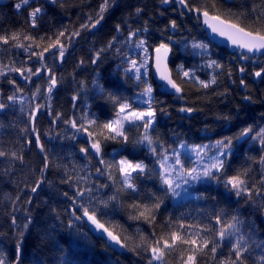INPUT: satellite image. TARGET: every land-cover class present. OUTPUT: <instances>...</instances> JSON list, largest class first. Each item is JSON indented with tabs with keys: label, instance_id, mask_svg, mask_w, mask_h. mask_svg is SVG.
<instances>
[{
	"label": "trees",
	"instance_id": "16d2710c",
	"mask_svg": "<svg viewBox=\"0 0 264 264\" xmlns=\"http://www.w3.org/2000/svg\"><path fill=\"white\" fill-rule=\"evenodd\" d=\"M7 1L0 5V35L11 37L18 33L19 39H10L8 44L0 42V72L4 73L0 75V103L8 105L0 110V151L6 154L0 157V260L4 264H149L151 255L147 245L155 239L168 238L172 231L183 235L191 225L193 229H211L203 232L202 237L218 241L217 232L236 218L239 231L219 242L214 259L209 244L204 250L207 254L198 255L197 264H220L234 259L231 244L241 238L247 248L243 254L245 264H264V222L261 220L264 146L257 135L264 130V72L253 81L254 74L264 69V54L258 57L241 54L244 59L241 60L240 54H230L210 44L198 19L176 0L168 4L162 0H108L103 20L93 31L80 26L90 23L89 17L93 21L97 18L104 0H30L20 10L15 8L20 0ZM188 3L197 7L205 5L210 10L214 5L222 19H232L241 26L251 24L256 16L264 20V0H188ZM37 7L41 12L33 28L29 13ZM234 17H239V21ZM173 20L175 29L171 27ZM137 29L149 49L162 41L169 44L172 79L182 88V95L175 97L176 106L194 111L191 117L177 115L171 108V97L156 90L149 74L155 112L149 135L156 141L157 152H173L179 145L202 144L205 137L201 132H210L213 140L232 139L229 155L221 157L223 169H213L212 176L190 188L193 196L176 199L157 186L152 163L158 155L145 154L146 150L140 149L141 143L137 141L142 134L141 127L126 125L127 142L118 137L103 143L101 157L96 160L90 154L81 155L80 149L87 145L84 140L73 143L80 132L65 123L73 119L85 123L82 119L85 115L97 119L98 124L105 123L115 118L118 104L123 102L139 109L133 96L141 88L132 81L125 63L131 57H126L127 45L131 43L129 32ZM77 30L80 35L69 41L67 37ZM60 31H65V37L60 38L65 46L68 42L75 43L60 68L51 50L45 53L44 61L35 56L29 58L32 51H42L52 43ZM26 35L34 39L26 40ZM196 42L206 47L196 50L193 47ZM16 43L25 45L27 50L14 46ZM12 68L33 71L41 68V74L25 80L11 71ZM47 69H51L57 80L56 89L50 94ZM183 71H190L192 75L183 77ZM213 76L215 84L204 88L199 83L210 82ZM241 80L244 81L242 88ZM12 95L16 96L15 102L7 99ZM33 97H38L37 101ZM244 97L249 101L243 102ZM37 105H40L38 110ZM33 111L36 115L32 123ZM246 128L251 129L249 139L235 144ZM82 134L87 137L86 133ZM104 134L107 135V130ZM210 152L206 149L202 155ZM125 158L133 163L143 161L146 165L142 173L132 174L136 191L124 188L121 183L117 165ZM101 159L105 163H100ZM196 162L207 161L193 156L188 164L185 159V169L196 166ZM243 173H247L243 178L251 189V196L242 195L234 201L235 190L226 182ZM85 189L92 190L91 196L88 193L77 196L78 191ZM114 195L115 200L111 199ZM157 202L160 207L155 210L153 223L131 218L137 214L131 205L151 207ZM81 205L96 210L100 222L126 245V253L115 254L83 222L75 219L73 209ZM81 213L76 211V215ZM216 217H220V224L216 223ZM180 224L185 225L184 230L179 229ZM185 247L177 242L178 249ZM179 255V251H173L165 259L168 264H180Z\"/></svg>",
	"mask_w": 264,
	"mask_h": 264
},
{
	"label": "snow or ice",
	"instance_id": "6c2138e0",
	"mask_svg": "<svg viewBox=\"0 0 264 264\" xmlns=\"http://www.w3.org/2000/svg\"><path fill=\"white\" fill-rule=\"evenodd\" d=\"M163 3L168 4L171 3L172 0H162ZM176 2L181 5L184 9H186L189 12H193L197 14V19H199L201 16L203 17V22L205 25H207L208 28L211 29V32L214 34H217L221 37H226L234 46L246 50L248 53H259L264 52V20H262L261 16H256L251 24L241 26L240 22H232V19H222L221 14L217 12L215 9V6H212V9L210 10L207 6L202 5L200 7H197L195 5L190 6L188 3V0H176ZM30 3V0H20L19 3L15 4V8L17 10H20L22 7L27 6ZM108 7V0H104V2L101 4L99 12L97 14V18L93 21L92 17H89L90 23L82 24L80 27L81 29L84 28H95L97 25L101 23L103 20V14L107 10ZM139 12L140 10L137 9ZM41 12V9L39 7L35 8L29 13V19L31 22V27H36V19L38 14ZM237 21H239V17H234ZM171 27L175 29L177 27L175 20L171 21ZM120 30V26L117 25V31ZM140 30L137 29L135 31L129 32V41H131L132 37H135L137 35V32ZM144 31H147V29H144ZM80 31L77 30L73 33H71L67 39L71 41L72 37L79 36ZM61 37H65V31H60L58 35L55 37L52 43H49L47 47H44L42 51H32L30 53L29 58L31 59L32 56H35L38 58L39 61L45 60V53H49L50 50H56L58 51L59 58L61 62H63L64 56H65V44L61 42ZM12 41H18L19 34L13 33L11 37L8 36H2L0 35V42H3L4 44H8L9 40ZM24 39L26 40H33L34 38L31 36H24ZM44 38L41 37V40ZM49 40H52V37L48 38ZM14 46L25 48V45L16 43ZM28 47H31L29 45ZM36 47H40L39 44L36 45ZM109 47H111V43L109 44ZM193 47L195 48H205L206 45L204 44H193ZM135 49L140 50L144 53L143 57L141 59H130L128 63L130 64V67L126 69V71H134L136 74V79H140L141 75V69H145L143 72L144 76L148 75L147 68L149 66V61L154 60V67L156 69V72L159 74V78L162 81H165L167 85H169L172 89L175 90L176 93H181L182 88L176 83L175 80L172 79L171 74L167 68V57L168 53L170 52V47L168 43L161 42L159 45H157L154 49V56H149V46L147 44V41L145 39H137L135 41ZM27 50V48H25ZM56 51L51 52L53 56L56 55ZM99 57V53H97V58ZM245 59L247 57H244ZM93 63H96V60H93ZM214 63V62H213ZM139 65V66H138ZM211 66V65H210ZM218 66V65H217ZM11 71L19 73L25 80H31L32 76H37L41 74V68H36L35 71L32 70V68L22 69V68H12ZM241 72L244 71L243 68L240 69ZM25 72H27V75H25ZM48 72V87L47 92L50 94L53 90V88L57 85V80L55 77V74L52 73L51 69H47ZM262 72H264V69L261 71H258L255 73L256 77H260L262 75ZM3 72H0V75H3ZM183 77H189L192 75L190 71H183L182 72ZM12 83H15V81H12ZM199 83L204 87H209L210 83L215 84L216 78L215 76L212 77L210 82L205 81H199ZM241 83L243 84L244 81L241 80ZM17 91H20V89H17ZM153 89L150 84H148L144 89L143 92L140 94L141 96H148L149 99L144 101L147 103L148 109L144 111L136 110L132 107V104L130 102H123L118 104V110L115 113V118L111 119L105 123L98 124L97 119L92 118L89 119L86 115L82 117V119L85 121V123H78L75 119L71 121H65V123H70L71 127L76 129L77 132L80 133H86L88 140L87 142L90 145L91 151L96 154L97 156H100L102 154V144L109 141V140H117L118 137H122L124 142H127L128 137L125 134V125L128 124L130 126H139L144 129L143 134L141 135L140 139L137 141V143L144 144L149 147L151 153L153 155H159L160 159L158 160L159 167H160V181L161 183L166 186V190L171 193L173 196H178L180 193L177 192V189L181 188L182 184H188L189 180H199L201 177H210L213 175L212 170L215 169L216 171H220L224 167V160L221 159V157H226L229 155V150L232 145V139L226 138L224 140H218L215 142V145H204V146H196L195 151L198 156L203 159V156H201V153L204 152L205 149L209 147H215L217 150V155L211 157V163L204 164L202 169L198 170L197 168H191V169H185L183 167V164L180 160V154L174 153L173 157L171 158L167 155V150H164L160 153L157 152V148L154 146L156 141L153 140V138L149 135L148 130L151 128L155 112L151 108V93ZM37 92H39V88H37ZM10 102L16 101V96H8L7 98ZM75 99V97H74ZM247 99V97H246ZM8 105H5L3 103H0V110L4 109ZM40 108V105L36 106V110ZM181 112H192V108H181ZM137 122L139 125H137ZM90 128H96L98 131H90ZM105 130H107V135H105ZM251 132L250 128L244 129L240 136L237 137V139H241L243 137H246ZM258 138L260 139V144L264 146V130H261L260 133L257 134ZM97 137H102V139H99ZM31 141H29L30 143ZM36 142L39 144V136L36 137ZM163 148V146H160ZM89 148L82 147L80 149L81 153H84L85 155L89 154L90 151ZM41 150L43 151V146L41 145ZM6 154L2 151H0V157L5 156ZM15 156V154H13ZM22 159V157H21ZM47 161V158H45ZM100 163H105L103 159L100 160ZM261 163L264 164V157H261ZM48 167L47 162L45 163V168ZM146 165L143 162H136L133 163L131 160L125 158L121 159L118 162L117 168L119 171L120 176L122 177L121 183L124 188L131 189L132 191H136V185L133 183V173L136 172H143L145 170ZM97 171H100L97 169ZM247 173L238 174L236 176H232L227 180V184L231 185L232 189L235 190V195L237 197H240L242 195H248L251 196V189L247 186L246 180L243 178L246 176ZM39 183H37V187H39ZM103 187H107V185H104ZM32 191H36V187L32 188ZM88 193L89 196H91L92 190L91 189H85L80 190L77 192V196L84 197L85 194ZM67 195V194H65ZM111 199L115 200L116 196H112ZM73 203H75V199H73ZM107 204L105 203V207ZM133 209L136 210L137 214L132 219H141L149 224L153 223L155 221V210H158L160 207V203L157 202L153 204L151 207L148 205H139V204H133L131 205ZM76 211H82L83 217H86L88 221L91 222L92 225L95 226L96 230H100L102 233H106L108 239L111 242H114L115 244L119 245L121 248H124L126 245L121 243V240L118 236L114 235L112 231H109L107 227L103 223L100 222V220L97 218L96 210L92 209L90 210L89 207H85L81 205L79 208L73 209V215L75 216L76 220H80L82 217L79 215H76ZM234 222L231 224H228L226 227L221 228L217 232V236L219 240H210L202 237V233L206 231H211V229H204V228H196L193 229L191 225L187 226L188 230L184 231V234L181 235L180 231H172L170 233V236L168 238H165L161 236L159 239H155L152 243L147 245V250L151 253V258L149 260V264H153V262H157V264H168V261L165 259L166 254H171L173 251H179L180 255L177 258L180 264H197V257L200 254H207L205 253V249H208L209 244L212 245L210 248V252L212 254L213 259L215 258V254L217 253L219 242L224 241L226 236L231 237L236 232L239 231L238 224L239 221L236 220V218H233ZM15 223V220L13 221ZM216 223L220 224V217H216ZM70 227H71V221H70ZM179 229L184 230L185 225L180 224ZM155 235V233H153ZM188 237V238H186ZM142 240H145V237L141 236ZM177 242H179L180 245L187 246L185 248L178 249L177 248ZM232 252L234 253L235 258L227 261H221L220 264H245V261L243 259L244 252L247 251L246 246L243 243L242 238L237 239L235 243L231 244ZM19 253L20 248L19 245L17 246V261H19ZM185 253H187L185 257ZM0 264H4L3 260H0Z\"/></svg>",
	"mask_w": 264,
	"mask_h": 264
},
{
	"label": "rangeland",
	"instance_id": "374dc122",
	"mask_svg": "<svg viewBox=\"0 0 264 264\" xmlns=\"http://www.w3.org/2000/svg\"><path fill=\"white\" fill-rule=\"evenodd\" d=\"M142 37H139L138 36V34L135 36V37H132V39H131V43H130V45H127L128 47H129V50H127V55H126V57H130V55H131V57L130 58H126L125 59V63H126V69H128L129 67H130V64L128 63V61L130 60V59H137V60H139V59H141V57H143V55H144V53L142 52V51H140V50H137V49H135V41L137 40V39H141ZM142 39H144V38H142ZM195 44H199V42H196ZM125 45V44H124ZM196 50H201V48H195ZM149 56H151V49H149ZM240 59L241 60H244L242 57H241V54H240ZM176 60V59H175ZM176 63H177V61H175ZM150 63H151V60L149 61V66H148V68H147V72H148V75L147 76H144L143 75V72L145 71V69H141V75H140V79H136V74H135V72L134 71H130V73H131V75H132V81H134L135 83H136V85H138L137 87L138 88H141L140 90H137L136 91V93L134 94V96H133V98H134V100L136 101L135 103H137L139 106H137V105H135V106H137L139 109H136V108H134V109H136V110H140V111H144V110H147L148 109V104L147 103H145L144 101H146V100H148L149 99V97L148 96H141L140 94L143 92V89L148 85V84H150L149 82H148V76H149V74H150ZM139 66V65H138ZM175 67H176V64H175ZM151 85V84H150ZM35 99V101H37V99H38V97H33V100ZM152 99H153V91H152V93H151V103H152ZM141 105V106H140ZM139 123H141V122H137V125H139ZM126 125H128V124H126ZM125 125V126H126ZM142 128V127H141ZM144 131V129L142 128V131L141 132H143ZM148 132H149V130H148ZM139 145H140V143H139ZM204 145H209V146H211V142H203L202 144H197V145H193V146H189V147H184V146H181V145H179V147H177L173 152H167V155L170 157V163L172 162L171 161V158L173 157V155H174V153H179L180 154V160H181V162H182V164H183V167L185 168V165H184V163H185V159H186V161H187V163L186 164H188V162H190L191 161V159H192V157L194 156H196L197 155V153H196V151H195V148H196V146H204ZM141 147H143L148 153L149 152H151L150 151V149H149V147L146 145V143H144V144H141ZM207 149H209V151H211L210 153H209V155H206V154H203L202 155V153H201V156H203V161H207L206 163H203V164H198L197 162H196V166H194V167H192V168H197L198 170H200V169H202V167H203V165L204 164H207V163H211V157H213V156H215V155H217L218 153H217V150H216V148H212V147H209V148H207ZM206 150V149H205ZM230 150V149H229ZM229 150H227V151H229ZM162 151H164V150H162ZM162 151H160V152H162ZM198 156V155H197ZM186 157V158H185ZM200 157V156H199ZM205 157V158H204ZM201 158V157H200ZM160 159V156L158 155L157 156V158H155V162H154V173L157 175V184L158 185H160L163 189H165V192L167 193V194H170L171 195V193H169L167 190H166V186H164L162 183H161V181H160V167H159V163H158V160ZM197 160H198V157H197ZM151 163H152V161H151ZM153 167V166H152ZM138 173H140V172H138ZM134 174V173H133ZM122 178V177H121ZM205 181V177H201L199 180H189V183L188 184H182V186H181V188H179V189H177V192H179L180 194L178 195V196H173V195H171L172 197H174V198H176V199H179V198H185L186 196L187 197H189V196H193L192 195V193L190 192V188H192L193 186H195L196 184H198V183H201V182H204Z\"/></svg>",
	"mask_w": 264,
	"mask_h": 264
},
{
	"label": "water",
	"instance_id": "95a60500",
	"mask_svg": "<svg viewBox=\"0 0 264 264\" xmlns=\"http://www.w3.org/2000/svg\"><path fill=\"white\" fill-rule=\"evenodd\" d=\"M227 1H231V0H227ZM7 0H0V5H5L7 4ZM193 16L194 18H197V14L196 13H193ZM199 23H200V26H201V29L202 31L204 32V35L207 39V41L213 45H216L218 47H221L223 49H225L227 52L231 53V54H235L237 52H240L242 54H248L250 56H253V57H258V56H261L264 54V52H259V53H248L246 52V50H242L236 46H234L226 37H221L217 34H214L211 32V29L207 27V25L204 24L203 22V17L201 16L199 18ZM170 47V46H169ZM155 48V47H154ZM153 48V49H154ZM153 49L151 51V56H154V52H153ZM171 49V48H170ZM65 58V56H64ZM170 58H171V50L170 52L168 53V57H167V68L171 74V71H170V68H169V62H170ZM59 62H61L60 58L58 60ZM150 76H151V80L152 82L157 86V90L160 92V93H163V94H166V95H171V96H180L182 95V92L181 93H176L174 89H172L169 85L166 84L165 81H162L160 80L159 78V74L156 72V69L154 67V60H151V66H150ZM172 77V75H171ZM260 77H256L255 74H254V77H253V81H256L258 80ZM240 87H242V83H240ZM248 101V98H244L243 99V102H247ZM181 112V111H180ZM181 113H184L185 115L187 116H190V115H193L194 112H181ZM35 112L33 113V116H35ZM32 123H33V120H32ZM240 136V135H239ZM238 136V137H239ZM82 137V134L81 133H78L76 135V138H75V141L77 139H80ZM250 137V133L248 136L246 137H243L241 139H236V144H241L243 142H245L247 139H249ZM88 138H86V142H87ZM88 144V148L90 149V145L89 143L87 142ZM215 145V144H214ZM89 153L95 157L96 159L99 158V156H97L96 154H94L91 149L89 151ZM235 200H237V198H235ZM262 221H264V207H263V211H262ZM81 221L86 225V227L89 229V231L91 232L92 235H94L95 237H98L100 238L103 243L111 250L113 251L115 254L117 255H122L124 253H126V249L125 247L124 248H121L119 245L115 244L114 242H111L108 237H107V234L106 233H102L100 230H96L95 229V226L91 224L90 221L87 220L86 217H83V215H81ZM110 231V230H109ZM114 234V233H113ZM115 235V234H114ZM122 243V242H121ZM19 256H20V253H19Z\"/></svg>",
	"mask_w": 264,
	"mask_h": 264
},
{
	"label": "flooded vegetation",
	"instance_id": "af4514ba",
	"mask_svg": "<svg viewBox=\"0 0 264 264\" xmlns=\"http://www.w3.org/2000/svg\"><path fill=\"white\" fill-rule=\"evenodd\" d=\"M228 2H231V1H228ZM184 9V8H183ZM185 10V9H184ZM192 16H193V14H192ZM92 29H94V28H92ZM74 42H68V44L65 46V48H66V51H65V58L63 59V61L67 58V56L69 55V53H70V50L71 49H73V47H74ZM153 49V48H152ZM152 49H151V51H152ZM52 52L53 51H56V50H51ZM56 63H57V66L60 68L61 67V65H62V63L63 62H59L58 60H59V55H58V51H56ZM151 64V63H150ZM56 89V86L53 88V90L52 91H54ZM168 97H171V102H172V106H171V108L174 110V111H176V114L177 115H179V116H184L183 114H180L179 113V110L182 108V107H184V106H176V100H175V97H173V96H168ZM153 101H154V97H153V99H152V103H153ZM152 103H151V108H152ZM161 103L162 104H164L165 103V101L164 100H161ZM177 107V108H176ZM153 109V108H152ZM36 115V114H35ZM167 115L168 114H165V118H167ZM35 117V116H34ZM185 117V116H184ZM154 119H155V117H154ZM144 132V131H143ZM143 132H142V134H143ZM141 134V135H142ZM202 137H205L204 138V141H206V139H207V136L206 135H203ZM86 136H82L80 139H77L76 141H78V140H84L85 141V143H86V145H87V148H88V144H87V142H86ZM74 142L73 143H75L76 141L75 140H73ZM209 142H211V140H208ZM207 141V142H208ZM140 149L142 150V149H144L143 147H140ZM148 152L146 151L145 152V154H147ZM90 154V153H89ZM81 155L83 156L84 155V153H81ZM91 155V154H90ZM141 162H143V161H141ZM144 163V162H143ZM152 166L154 167V162L152 163ZM155 168V167H154ZM155 174V173H154ZM155 176H156V178H157V175L155 174ZM141 179H143L142 177H141ZM148 181H150V180H148ZM156 182H157V180H156ZM158 187H160L159 185H157Z\"/></svg>",
	"mask_w": 264,
	"mask_h": 264
}]
</instances>
